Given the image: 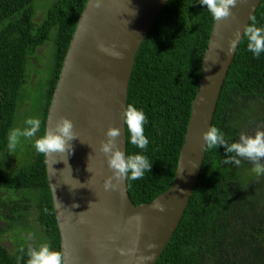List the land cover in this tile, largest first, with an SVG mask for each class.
<instances>
[{
    "label": "trees",
    "instance_id": "obj_1",
    "mask_svg": "<svg viewBox=\"0 0 264 264\" xmlns=\"http://www.w3.org/2000/svg\"><path fill=\"white\" fill-rule=\"evenodd\" d=\"M85 2L0 0V264H26L27 248L44 242L60 250L44 155L34 145L7 154L6 135L29 58L49 43L52 66L37 135L45 131L53 88ZM252 17L264 25V0ZM213 20L198 0H167L135 54L126 106L147 115L149 144L146 150L132 145L125 125L126 153L143 152L152 162L143 177L126 181L136 205L151 201L173 180ZM211 125L230 141L264 129V53L256 58L246 39L224 78ZM224 155L223 146L205 150L180 221L153 264H264V176L248 160L223 165ZM10 231L18 236L13 234L12 247L5 244ZM244 252L250 256L242 259Z\"/></svg>",
    "mask_w": 264,
    "mask_h": 264
},
{
    "label": "water",
    "instance_id": "obj_2",
    "mask_svg": "<svg viewBox=\"0 0 264 264\" xmlns=\"http://www.w3.org/2000/svg\"><path fill=\"white\" fill-rule=\"evenodd\" d=\"M166 1L103 0L96 8L94 0H86L77 18L45 120L46 130L68 117L78 136L71 154L44 156L66 264L154 263L198 179L205 153L202 134L212 124L237 49L225 55L229 41L243 31L261 0H238L232 16L213 20L173 180L151 201L136 205L126 181L114 190L104 189L112 170L100 142L109 126L119 127L117 143L126 151L123 114L135 54ZM101 41L115 46L121 56L102 52ZM157 202L163 211L154 207Z\"/></svg>",
    "mask_w": 264,
    "mask_h": 264
},
{
    "label": "clouds",
    "instance_id": "obj_3",
    "mask_svg": "<svg viewBox=\"0 0 264 264\" xmlns=\"http://www.w3.org/2000/svg\"><path fill=\"white\" fill-rule=\"evenodd\" d=\"M198 2L217 21L232 16V9L237 5L238 0H198ZM102 4L103 0H94V7L99 8ZM244 39L247 41V50L256 58L264 53V25H258L252 17L243 31H237L234 38L229 41L225 55L231 54ZM98 47L110 56L116 58L121 56L115 46H106L101 41ZM123 119L129 134V142L138 149L146 150L149 140L145 135L144 126L148 123V117L143 109L128 104L124 109ZM41 124L39 117H28L22 127L10 128L6 135L7 154L14 155L22 140H33L35 151L45 157L53 153H72V141L78 136L70 118L60 117L52 127L38 136ZM120 131L119 127L109 126L105 133L106 139L100 142V151L107 157L108 166L112 170V175L104 180L103 187L106 191L116 189L122 181L140 179L152 166V162L143 152L127 154L119 147L117 138L120 136ZM202 135L205 150L223 146L225 152L222 159L223 165L240 166L242 160H248L253 165L254 173L257 176H264V129H258L252 134L241 132L238 140L230 141L222 129L210 125ZM154 207L163 211V206L159 202ZM120 252L124 254L123 249H120ZM26 255L28 257L26 264H66L63 252L54 249L47 242L38 246H29Z\"/></svg>",
    "mask_w": 264,
    "mask_h": 264
},
{
    "label": "rangeland",
    "instance_id": "obj_4",
    "mask_svg": "<svg viewBox=\"0 0 264 264\" xmlns=\"http://www.w3.org/2000/svg\"><path fill=\"white\" fill-rule=\"evenodd\" d=\"M39 17L40 16H36L35 18L38 19ZM49 51L50 44L45 43L43 46L36 49V53L34 55L32 54L29 58L27 78L25 77V81L19 90L11 128L22 127L23 122L28 117H39L41 119V107L45 98V80L52 66L51 61L47 59ZM46 64L49 66L44 70L43 66ZM26 145L33 146V140H22L17 149H21ZM8 165H14V163L10 162ZM13 234L15 237H18L14 231H10L6 235L7 241L5 244L9 247H12V243L15 241ZM30 238L33 239L31 236ZM249 256V252H244L242 259Z\"/></svg>",
    "mask_w": 264,
    "mask_h": 264
}]
</instances>
